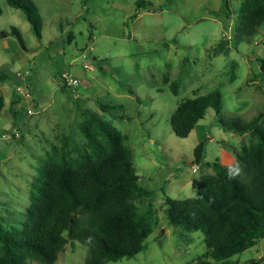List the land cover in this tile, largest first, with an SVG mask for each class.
I'll return each mask as SVG.
<instances>
[{"label":"rangeland","instance_id":"374dc122","mask_svg":"<svg viewBox=\"0 0 264 264\" xmlns=\"http://www.w3.org/2000/svg\"><path fill=\"white\" fill-rule=\"evenodd\" d=\"M32 1L41 19L39 37L20 10L0 0V73L9 74L0 82V231L26 219L46 179L111 150L96 127L101 119L119 133L138 185L151 192L135 206L141 211L149 202L154 218L144 251L107 264L197 263L206 251L203 235L168 223L165 196L194 198L193 184L214 176L216 160L233 168L234 151L250 144L248 133L223 131L219 117L248 122L262 114L264 121V77L256 62L264 58V26L252 35L242 31L244 0H143L151 6L140 11L137 0ZM64 73L78 85L61 89ZM15 74L27 77L32 104L15 92ZM216 89L220 113L207 109L186 138L176 137L170 117L177 105ZM103 106L113 109L106 113ZM202 141V164H190ZM86 257V247L68 241L52 264H83ZM261 258L264 238L225 264ZM18 260L43 264L28 253Z\"/></svg>","mask_w":264,"mask_h":264},{"label":"trees","instance_id":"16d2710c","mask_svg":"<svg viewBox=\"0 0 264 264\" xmlns=\"http://www.w3.org/2000/svg\"><path fill=\"white\" fill-rule=\"evenodd\" d=\"M87 0H82L85 3ZM20 10L37 37L41 19L32 0H6ZM149 2L137 0L136 11L146 10ZM1 14V12H0ZM243 32L252 35L264 26V0H244L241 8ZM11 33L23 45L20 33ZM225 43L219 47L224 50ZM227 51V50H226ZM257 68L264 77V58L257 59ZM9 74L0 73V82ZM14 85L18 80L13 76ZM61 89H66L61 87ZM222 94L216 89L205 95L187 99L177 105L170 117L173 134L186 138L206 110L216 115L221 111ZM4 103L0 97V113ZM112 106H103L106 113ZM10 112L16 116L12 105ZM263 115L248 122L218 118V126L237 135L248 133L250 144L236 153L233 168L219 165L216 160L214 176L193 184L195 197L183 201L166 197L168 223L184 231L200 232L206 251L195 264H210L208 259L223 263L246 250L256 240L264 238V121ZM96 127L111 150H103L94 162L79 169L66 167L39 186L34 204L26 219L0 231L4 248V264H20L19 256L28 253L36 261L52 264L70 242L87 248L83 264H107L123 258H133L146 249V239L154 224L152 205L139 210L135 202L151 197L137 183L130 153L122 148L121 137L111 124L97 119ZM87 134H89L86 131ZM206 141L193 150V165L202 164ZM248 264H264V258Z\"/></svg>","mask_w":264,"mask_h":264},{"label":"built area","instance_id":"2783aa9c","mask_svg":"<svg viewBox=\"0 0 264 264\" xmlns=\"http://www.w3.org/2000/svg\"><path fill=\"white\" fill-rule=\"evenodd\" d=\"M16 79L18 80V84L15 85V92L19 94L22 99L29 105L32 104L31 100V88L28 84L27 77L21 76L20 74H15ZM79 81L72 77L71 75L64 73L62 74L61 78V87H65L67 89H72L78 85ZM28 109H30L28 107ZM2 138H5V136H2Z\"/></svg>","mask_w":264,"mask_h":264},{"label":"water","instance_id":"95a60500","mask_svg":"<svg viewBox=\"0 0 264 264\" xmlns=\"http://www.w3.org/2000/svg\"><path fill=\"white\" fill-rule=\"evenodd\" d=\"M190 164H192V163H190Z\"/></svg>","mask_w":264,"mask_h":264}]
</instances>
